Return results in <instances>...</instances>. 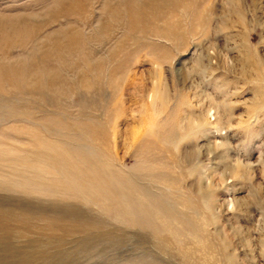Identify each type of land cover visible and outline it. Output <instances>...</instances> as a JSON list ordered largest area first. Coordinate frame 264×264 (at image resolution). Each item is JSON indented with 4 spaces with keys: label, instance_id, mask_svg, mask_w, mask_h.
Returning <instances> with one entry per match:
<instances>
[{
    "label": "rangeland",
    "instance_id": "1",
    "mask_svg": "<svg viewBox=\"0 0 264 264\" xmlns=\"http://www.w3.org/2000/svg\"><path fill=\"white\" fill-rule=\"evenodd\" d=\"M119 1L0 0V264H264V0Z\"/></svg>",
    "mask_w": 264,
    "mask_h": 264
},
{
    "label": "bare ground",
    "instance_id": "2",
    "mask_svg": "<svg viewBox=\"0 0 264 264\" xmlns=\"http://www.w3.org/2000/svg\"><path fill=\"white\" fill-rule=\"evenodd\" d=\"M63 1H66V2H73V1H78V0H63ZM140 1H142V2H140ZM60 2V1H59ZM76 4V3H75ZM145 4H144V0H120L119 2H118V4H117V7H115L113 10H112V15H109V18L110 17H113L114 19H117V18H123L124 20H127V26L128 27H131L132 25H134L135 23H136V19H140L141 17H142V14H143V12H144V10H142V8H143V6H144ZM83 6V5H82ZM81 6V7H82ZM104 7H105V4H104ZM56 8V7H55ZM62 8V7H61ZM68 8H70V7H68ZM73 10V9H72ZM51 11V10H50ZM60 11V10H59ZM57 12V11H56ZM51 13V12H50ZM51 14H53V13H51ZM60 14V13H59ZM61 15V14H60ZM47 19H51V15H48V16H45ZM45 17H44V22H42V24L44 25V23H45ZM56 17H57V15H56ZM55 17V18H56ZM26 18V17H25ZM52 18H54V16L52 17ZM37 19H39V18H36V20ZM41 19V18H40ZM30 20H32V19H30ZM42 20V19H41ZM50 21V20H49ZM202 21H204V20H202ZM47 23H48V21H47ZM199 23V22H198ZM20 24V23H19ZM41 24V25H42ZM99 24H101V23H99ZM203 24V23H202ZM29 25V24H28ZM32 25V24H31ZM36 25V24H35ZM144 25V24H143ZM33 26V25H32ZM202 26V25H201ZM40 27V26H39ZM33 28H34V26H33ZM38 28V27H37ZM67 30L66 31H64V32H62V31H60V32H57L58 33V35L57 34H52V35H54V36H52L51 38V40H54V42L55 41H57V40H60V38H62V43H63V45H66V46H68L69 48H71V47H78L79 45H80V39H82V36H79L81 33L79 32V31H77L76 30V28H74V27H72V28H70V26H67ZM165 28H167V27H165ZM202 28V27H201ZM73 29V30H72ZM97 30H98V33H100V34H102V37H105L107 34H109L110 33V30H108V28L107 27H105V28H103V26L101 25V26H98V28H97ZM32 31H35L34 29L32 30ZM168 34H171V35H174V34H172V32H173V29L172 28H169L168 29ZM26 32H28V31H26ZM63 33H65V34H63ZM155 34V33H154ZM28 35V34H27ZM61 35V36H60ZM63 35V36H62ZM170 35V36H171ZM57 36V37H56ZM59 36V37H58ZM50 38V37H49ZM168 39V38H167ZM58 42V41H57ZM98 63V62H97ZM95 65H96V63H94ZM100 64L101 63H99V65H97V67L99 66L100 67ZM94 66V65H93ZM98 70V69H97ZM24 71V70H23ZM29 71V70H28ZM47 75H46V82H47V84L49 85V86H51L52 87V85H55L56 83H57V86H58V80H59V77H58V74H56L55 72L53 73H50V72H47L46 73ZM80 74V73H79ZM82 74H80L79 76L80 77H82L81 76ZM32 78H33V76H31ZM41 78V77H40ZM42 79V78H41ZM27 80V79H26ZM34 80V79H33ZM32 79H31V81L32 82H35L36 83V81H33ZM43 80V79H42ZM29 81H30V79H29ZM37 81H39V79L37 80ZM31 83V82H30ZM32 84V83H31ZM36 85V84H35ZM33 86L31 89H36V86ZM57 88V87H56ZM60 147V146H59ZM63 150V149H62ZM41 161V160H40ZM71 163V162H70ZM99 166V165H98ZM71 167V166H70ZM69 170V169H68ZM68 173V172H67ZM94 179V178H93ZM99 181V180H98ZM95 182H96V180H95ZM113 183V182H112ZM123 183V182H122ZM78 184V183H77ZM114 185V184H113ZM126 194V193H125ZM112 196V195H111ZM147 198H150L149 197V195H147V194H145V197H144V201L140 204V206L138 207V208H136L135 209V211L134 212H132V215L133 216H136L137 215V210H139L141 213L142 212H147V211H145L144 210V208L146 207V205H147V207H148V209H149V211H154V212H149L148 211V213L150 214V213H156L157 214V216H159L163 221H165V219L161 216V210L160 209H158V208H155V206H152L150 203H147ZM145 200H146V202H145ZM140 201V200H139ZM156 202H158V203H160V200H156ZM156 209V210H155ZM158 209V210H157ZM141 216V215H140ZM159 218V219H160ZM173 218H171V219H167L168 221H171ZM138 220V219H137ZM175 219H174V223H175ZM155 225V224H154ZM205 243H200V246L202 247V249H207L208 248V246L205 244ZM210 247V246H209ZM180 248V247H179ZM187 253V252H186ZM191 254V253H190Z\"/></svg>",
    "mask_w": 264,
    "mask_h": 264
}]
</instances>
